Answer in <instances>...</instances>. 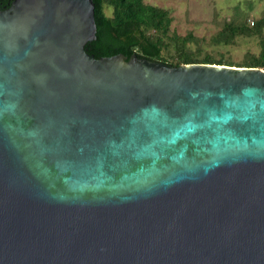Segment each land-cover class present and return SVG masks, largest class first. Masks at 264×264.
Here are the masks:
<instances>
[{
  "label": "water",
  "instance_id": "water-1",
  "mask_svg": "<svg viewBox=\"0 0 264 264\" xmlns=\"http://www.w3.org/2000/svg\"><path fill=\"white\" fill-rule=\"evenodd\" d=\"M95 34L92 0L0 10V264H264V69Z\"/></svg>",
  "mask_w": 264,
  "mask_h": 264
},
{
  "label": "trees",
  "instance_id": "trees-1",
  "mask_svg": "<svg viewBox=\"0 0 264 264\" xmlns=\"http://www.w3.org/2000/svg\"><path fill=\"white\" fill-rule=\"evenodd\" d=\"M13 0H0L2 6ZM96 25L95 40L84 49L96 59L123 55H135L139 59L163 63L172 67L187 64H214L233 66L231 62L216 60L208 54L200 56L199 48L191 49L190 43L199 40L192 34L178 36L171 33V18L165 9L145 4L143 0H92ZM110 9V16L106 14ZM4 10V8H3ZM264 18L253 23L252 28L230 20L220 25L219 31L210 38L214 46L234 44L239 36L259 37L260 53L248 64L237 67L264 69ZM171 53V54H169Z\"/></svg>",
  "mask_w": 264,
  "mask_h": 264
},
{
  "label": "rangeland",
  "instance_id": "rangeland-1",
  "mask_svg": "<svg viewBox=\"0 0 264 264\" xmlns=\"http://www.w3.org/2000/svg\"><path fill=\"white\" fill-rule=\"evenodd\" d=\"M145 4L165 9L171 18L170 31L178 36L192 34L199 40L190 43L199 48L200 56L208 54L216 60L231 62L233 66L248 64L260 53L259 37L239 36L234 44L214 46L210 38L224 21L235 20L252 28L253 23L264 18V0H143ZM110 9L106 14L110 16ZM264 32V29H263ZM171 54V53H169Z\"/></svg>",
  "mask_w": 264,
  "mask_h": 264
},
{
  "label": "flooded vegetation",
  "instance_id": "flooded-vegetation-1",
  "mask_svg": "<svg viewBox=\"0 0 264 264\" xmlns=\"http://www.w3.org/2000/svg\"><path fill=\"white\" fill-rule=\"evenodd\" d=\"M3 8L6 9L5 6H2V3H0V10H3ZM7 8H8V6H7Z\"/></svg>",
  "mask_w": 264,
  "mask_h": 264
}]
</instances>
